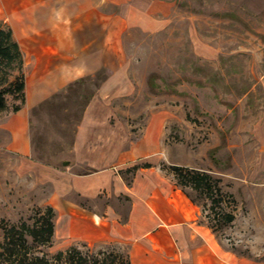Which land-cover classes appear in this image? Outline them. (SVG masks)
I'll return each mask as SVG.
<instances>
[{
	"label": "rangeland",
	"instance_id": "374dc122",
	"mask_svg": "<svg viewBox=\"0 0 264 264\" xmlns=\"http://www.w3.org/2000/svg\"><path fill=\"white\" fill-rule=\"evenodd\" d=\"M0 4L3 24L22 5H55L58 19L71 16L72 38L82 42V79L29 108L30 156L9 150L11 136L3 125L11 110L0 119V243L4 226H32L51 206L52 246L33 245L29 238L37 255L52 257L72 247L119 253L114 245L82 243V210L101 214L112 206L122 224L130 200L108 198L104 191L94 199L65 194L68 174L95 172L79 166L74 155L82 123L84 145L113 135L134 162L147 153L143 162L210 174L222 190L220 206L178 186L225 251L264 264V0ZM165 173L173 176L169 169ZM122 174L127 181L134 178ZM225 213L235 215L232 224L225 223Z\"/></svg>",
	"mask_w": 264,
	"mask_h": 264
},
{
	"label": "crops",
	"instance_id": "0c3cea01",
	"mask_svg": "<svg viewBox=\"0 0 264 264\" xmlns=\"http://www.w3.org/2000/svg\"><path fill=\"white\" fill-rule=\"evenodd\" d=\"M29 6L12 10L3 20L24 54L27 81L26 107L9 116L3 129L11 136L9 150L25 157L32 153L29 108L82 79V42L72 38L71 16L58 19L51 4H40L36 10ZM78 135L74 146L78 165L95 172L84 177L66 175L70 185L65 194L77 191L94 199L104 191L108 198L130 200L128 218L122 224L112 206L101 214L82 210L86 246H117L131 264H255L220 246L212 231L200 223V209L179 188L174 175L162 170L163 164L143 162L150 157L147 153L134 162L132 153L125 151L126 144L116 143L113 135L103 136L97 145H84L82 123ZM146 163L152 168L132 173L129 181L123 178V172ZM123 167L128 169L120 170Z\"/></svg>",
	"mask_w": 264,
	"mask_h": 264
},
{
	"label": "trees",
	"instance_id": "16d2710c",
	"mask_svg": "<svg viewBox=\"0 0 264 264\" xmlns=\"http://www.w3.org/2000/svg\"><path fill=\"white\" fill-rule=\"evenodd\" d=\"M26 89L24 54L13 30L0 22V119L10 110L12 113H18L25 107ZM10 101H13L12 106ZM148 168H152V165L146 163L136 165L126 172L135 173ZM161 168L163 171L169 169L172 172L177 185L183 188L190 187L205 195L215 205L222 204L219 182L210 174L175 165L163 164ZM55 217V210L49 206L32 226L26 223L19 226H4V241L0 243V264H131L129 257L120 252L100 251L92 254L84 253L77 247L59 251L52 257L37 255L33 245L52 246ZM224 219L225 223L230 225L235 221V215L225 213ZM29 238L32 239L33 245L30 244Z\"/></svg>",
	"mask_w": 264,
	"mask_h": 264
},
{
	"label": "water",
	"instance_id": "95a60500",
	"mask_svg": "<svg viewBox=\"0 0 264 264\" xmlns=\"http://www.w3.org/2000/svg\"><path fill=\"white\" fill-rule=\"evenodd\" d=\"M64 165H65V166H68V165H69V162H65Z\"/></svg>",
	"mask_w": 264,
	"mask_h": 264
}]
</instances>
